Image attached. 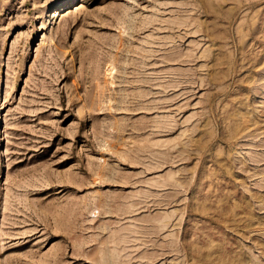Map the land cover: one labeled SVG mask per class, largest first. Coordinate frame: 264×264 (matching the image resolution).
Returning a JSON list of instances; mask_svg holds the SVG:
<instances>
[{"label":"rangeland","instance_id":"1","mask_svg":"<svg viewBox=\"0 0 264 264\" xmlns=\"http://www.w3.org/2000/svg\"><path fill=\"white\" fill-rule=\"evenodd\" d=\"M0 264H264V0H0Z\"/></svg>","mask_w":264,"mask_h":264}]
</instances>
